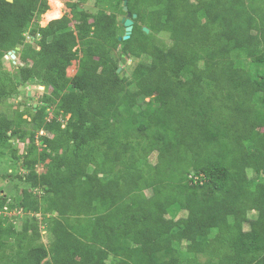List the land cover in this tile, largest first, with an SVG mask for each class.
Returning <instances> with one entry per match:
<instances>
[{"label":"trees","instance_id":"16d2710c","mask_svg":"<svg viewBox=\"0 0 264 264\" xmlns=\"http://www.w3.org/2000/svg\"><path fill=\"white\" fill-rule=\"evenodd\" d=\"M74 1L0 0V264H264V0Z\"/></svg>","mask_w":264,"mask_h":264},{"label":"rangeland","instance_id":"374dc122","mask_svg":"<svg viewBox=\"0 0 264 264\" xmlns=\"http://www.w3.org/2000/svg\"><path fill=\"white\" fill-rule=\"evenodd\" d=\"M46 1L48 4V9L46 11H48V12L50 10L53 11L55 6H56V1H58L62 5L60 8L61 14L62 15L67 14L68 16H71V10L75 5L74 0H46ZM98 6H101V5H98ZM98 6H96L92 2H87L84 5V8L88 9L89 11H95L96 8H98ZM45 12L38 13L36 16V20L40 26H45L50 19H53V18H49L46 16V14L48 12L43 15V13H45ZM161 36H162V40L164 41V43H167V44L170 43L166 34H161ZM13 54H14V56L12 57L8 52V55L10 56V58L8 57L7 54H5L3 59H2V63H1V67H0L2 72H4L5 75L9 76V80H10V77L14 78V79L16 77V75H15L16 72H15L14 66L16 65V63L18 61V55L15 52ZM134 62L135 61H133L132 59H128V61H126L124 64L122 63L119 68H123L124 69L123 73L128 74L130 72ZM76 69H77L76 61H72L70 66H68V68L66 69V74L68 76H72L76 72ZM9 85H11V84H9ZM11 88H12V86H11ZM31 88H34L33 90H37V91L43 90V87H41V85L37 86V87L36 86H30V85L22 86L19 88V95L15 98L11 99L12 106L6 107V106L2 105V106H0V111H3V113H6V114H10L12 109L21 110L25 106H30L31 104L36 105L38 102L39 96H40L39 92L34 93V96L32 98H29V99L26 98L24 95V93L26 91H28V94L30 95L31 94ZM147 99L148 98H146V100ZM66 116H68V115H66ZM24 117L27 118L26 116H24ZM6 146H7V149L4 153V155L0 156V189L4 190L5 192H9V194L11 196H13L12 194H14V192H15L13 184L16 182V180H14V179L12 180V177H9V176H8V178L4 177L5 175H8V173H11L12 171H14L16 168L14 163H13L14 160H10V158H9L10 154H9L8 148H10L11 146L12 147L15 146L16 148L18 147V149H17L18 153H21V152H23V150H22L23 143L19 142L17 139H14V140H11L8 144H6ZM150 160H151V162H154L155 156L152 155ZM36 170L38 172H43L45 170V168H44L43 164H38ZM14 212H15V210L9 211V213L12 214L11 215L13 217L12 220L15 222L18 215H13ZM247 215L251 218V217L255 216L256 213L254 211H249L247 213ZM35 216L38 217L37 221L34 223L37 225L36 228L41 235L40 240L42 242H44L45 244H48V242L50 240V238H49L50 236H49V233H48V231L45 227V223H44V222H46V219L41 218L39 215H35ZM16 226H18V223H16Z\"/></svg>","mask_w":264,"mask_h":264},{"label":"water","instance_id":"95a60500","mask_svg":"<svg viewBox=\"0 0 264 264\" xmlns=\"http://www.w3.org/2000/svg\"><path fill=\"white\" fill-rule=\"evenodd\" d=\"M8 1H12V0H8ZM78 9H81V7H78ZM123 10L126 11V15L121 18V21L123 22V25H124V34L122 36H119V39H127L130 36L131 31H132V24H133L132 18L136 16L135 13H131L127 11L126 0L123 1ZM143 30L145 32H148V28L146 27H143ZM15 49H18V47H16ZM15 49L9 51V54L12 57L14 56L13 53L15 52ZM117 70L119 71L120 68H118Z\"/></svg>","mask_w":264,"mask_h":264},{"label":"bare ground","instance_id":"6f19581e","mask_svg":"<svg viewBox=\"0 0 264 264\" xmlns=\"http://www.w3.org/2000/svg\"><path fill=\"white\" fill-rule=\"evenodd\" d=\"M61 3L60 2H58V1H56V6H55V8H54V10L53 11H49L47 14H46V16L47 17H49V18H58V17H60L62 14H61ZM46 17V18H47Z\"/></svg>","mask_w":264,"mask_h":264}]
</instances>
